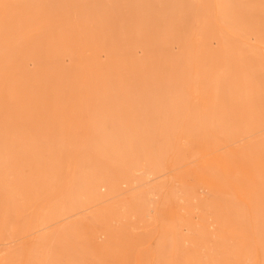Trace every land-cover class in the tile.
<instances>
[{"label":"rangeland","instance_id":"obj_1","mask_svg":"<svg viewBox=\"0 0 264 264\" xmlns=\"http://www.w3.org/2000/svg\"><path fill=\"white\" fill-rule=\"evenodd\" d=\"M0 264H264V0H0Z\"/></svg>","mask_w":264,"mask_h":264}]
</instances>
